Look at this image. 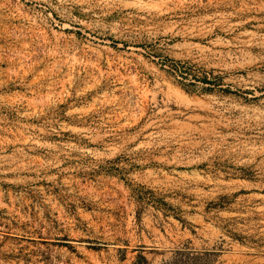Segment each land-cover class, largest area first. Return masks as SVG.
<instances>
[{
  "label": "rangeland",
  "instance_id": "rangeland-1",
  "mask_svg": "<svg viewBox=\"0 0 264 264\" xmlns=\"http://www.w3.org/2000/svg\"><path fill=\"white\" fill-rule=\"evenodd\" d=\"M0 264H264V0H0Z\"/></svg>",
  "mask_w": 264,
  "mask_h": 264
}]
</instances>
